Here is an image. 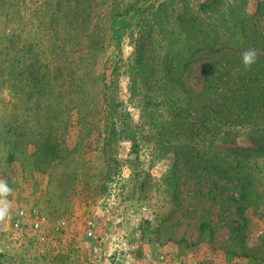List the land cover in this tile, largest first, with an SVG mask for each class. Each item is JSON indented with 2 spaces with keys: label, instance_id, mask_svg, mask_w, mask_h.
Here are the masks:
<instances>
[{
  "label": "rangeland",
  "instance_id": "rangeland-1",
  "mask_svg": "<svg viewBox=\"0 0 264 264\" xmlns=\"http://www.w3.org/2000/svg\"><path fill=\"white\" fill-rule=\"evenodd\" d=\"M0 180V264H264V0H0Z\"/></svg>",
  "mask_w": 264,
  "mask_h": 264
},
{
  "label": "clouds",
  "instance_id": "clouds-1",
  "mask_svg": "<svg viewBox=\"0 0 264 264\" xmlns=\"http://www.w3.org/2000/svg\"><path fill=\"white\" fill-rule=\"evenodd\" d=\"M257 62V51L249 48L245 49L241 55V63L243 67L248 70ZM13 189L9 185L0 180V221H4L9 215V204L7 200L8 195L12 193Z\"/></svg>",
  "mask_w": 264,
  "mask_h": 264
}]
</instances>
